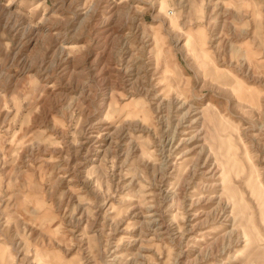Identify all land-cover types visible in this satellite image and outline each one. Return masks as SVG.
I'll use <instances>...</instances> for the list:
<instances>
[{"label":"rangeland","instance_id":"rangeland-1","mask_svg":"<svg viewBox=\"0 0 264 264\" xmlns=\"http://www.w3.org/2000/svg\"><path fill=\"white\" fill-rule=\"evenodd\" d=\"M264 0H0V264H264Z\"/></svg>","mask_w":264,"mask_h":264},{"label":"bare ground","instance_id":"bare-ground-1","mask_svg":"<svg viewBox=\"0 0 264 264\" xmlns=\"http://www.w3.org/2000/svg\"><path fill=\"white\" fill-rule=\"evenodd\" d=\"M261 192H262V195H263V198H264V186H262Z\"/></svg>","mask_w":264,"mask_h":264}]
</instances>
